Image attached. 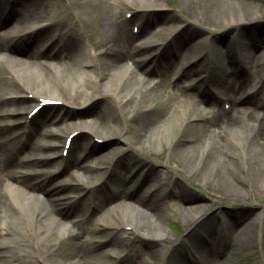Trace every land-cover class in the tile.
Instances as JSON below:
<instances>
[{
	"label": "bare ground",
	"instance_id": "bare-ground-1",
	"mask_svg": "<svg viewBox=\"0 0 264 264\" xmlns=\"http://www.w3.org/2000/svg\"><path fill=\"white\" fill-rule=\"evenodd\" d=\"M165 7V0H0V264H143L145 257L181 264L182 247L193 251L199 264H225L218 259L221 253L236 256L245 249L260 252L264 264L263 213L236 233L237 222L219 214L206 216V204L184 205L177 218L189 227L175 237L165 223V187L183 185V179L164 171L156 177L139 167L142 161L128 159L148 155L151 143L161 147V140L175 130L161 162L164 167L189 176L226 202L249 205L251 197L264 192V94L257 96L264 90V32L248 34L250 48L241 38L246 23L263 17L264 0H181L179 12L188 16L189 26L205 33L196 40L184 19L166 32L150 18L153 9ZM6 23L10 25L2 28ZM218 29L232 35L226 67L209 55L212 47L220 51L215 46ZM196 41L204 49L199 55L193 52ZM29 42L44 49L26 51ZM254 45L261 46L259 54ZM162 46L170 48L163 55L171 67L150 83L147 77L157 70L150 69L148 61H161L162 53L157 59V52ZM205 59L210 64L207 80L221 74V79L235 81L228 87L222 80H211L222 90L223 105L210 115L203 107L188 109L182 101L166 98L164 91L169 85L180 90L191 85L181 79L183 63ZM129 63L134 65L131 71ZM236 66L243 75L236 73ZM200 83L193 85L201 88ZM203 92L207 104L216 99V93ZM160 98L166 99L164 105L158 103ZM42 100L57 102L56 113L42 114V108L29 117ZM76 115L85 117L76 120ZM76 132L65 157L66 140ZM97 137L116 144L93 157L103 162L97 164L100 173L80 165ZM57 163L82 169L68 173L70 184H83L73 194H59L66 185L53 181L58 168L46 171ZM109 173L115 177L111 185L126 191L127 203L116 204L107 196L110 208L105 210L101 202L88 199L91 212L72 220L75 208L87 200L79 198L80 193L107 183ZM133 205L150 212H139ZM94 210L102 213L99 222L93 220ZM218 220L225 232L216 228ZM117 234L119 241L113 242ZM165 242L174 244L171 251L162 246ZM149 243L158 247L142 249Z\"/></svg>",
	"mask_w": 264,
	"mask_h": 264
},
{
	"label": "rangeland",
	"instance_id": "rangeland-1",
	"mask_svg": "<svg viewBox=\"0 0 264 264\" xmlns=\"http://www.w3.org/2000/svg\"><path fill=\"white\" fill-rule=\"evenodd\" d=\"M254 2H259L261 0H251ZM167 7L165 8H157V9H153L152 12L150 13V18H152L156 24L161 23L162 26L166 27V32H171V28L174 27L179 19H184V21L186 22L185 24L188 25L189 30L193 33V37L194 39H198L201 38L205 35L204 31L202 28L200 27H195V26H189V18L188 16L185 17V13H181L179 12L180 9V2L181 0H165ZM162 4V3H160ZM264 14V12L262 13V15ZM130 15L128 14V17ZM186 19H185V18ZM188 19V20H187ZM164 23V24H163ZM7 24V23H6ZM4 24V25H6ZM129 25V24H128ZM245 30V34L241 37L244 38V42L245 44H247L246 46H248L247 48L251 47V41L249 40V38L247 37L249 33H251V31L257 29L260 32H264V15L262 18L258 19L256 22H254L253 24L250 23H246L245 27H243ZM130 29V26H129ZM136 31V30H135ZM140 35L136 36V43L139 42L138 40H140ZM138 37V38H137ZM231 33L230 31H228L227 29H218V31L216 32V40H215V46L220 47V51L218 50H214L213 47L210 50V57H211V61L214 58H220L221 62L223 64L224 67H226L227 64V59H226V55L228 53V44L229 42H231ZM30 46H28L26 51L29 50H36L37 52L40 51V49H43L44 47L39 44L37 45L35 42L34 44H32V42H29ZM234 44V43H233ZM193 47V52H195V54L199 55L202 51H204L203 49V45L199 42H195L194 45H192ZM223 47V48H222ZM254 47H256V52L259 54L262 49L261 46L257 47V45H254ZM202 48V49H201ZM58 49V48H56ZM170 51V48L168 47H160V49L158 50L157 54H158V58L159 55L162 53V57L160 58L161 61L159 62H154L153 60L148 61V66L149 64H151L149 66V68H153L157 70V74H152L150 75V77H147L148 81L150 83H156L157 81H159L160 79L163 78V76H161L160 72L167 70L169 67H171L170 65V61L171 60H167V58H165V56L163 55V52L166 51ZM242 50H238V53H241ZM244 51H247V49H244L242 53H244ZM237 52V51H236ZM183 69L180 70V75L183 73L185 78H181L183 80H188L189 81V86H185L183 87V89H178L176 87H173L172 85H169L167 87L164 88L165 96L166 98L172 97L175 98L176 100H180L183 103V106H185L188 109H193V107H203L201 109H203L204 113H208L209 115L211 113L216 112L223 104L221 103L223 101V96L221 94V88H218L217 86H214L211 82V80L214 78L215 81L222 80L223 85L228 86V87H232L234 85V80L229 77L226 76L223 79H221V74L216 75L215 77H211L210 80H207L208 74H205V70L207 68L208 72L210 69V64L209 62H207V60H203L201 62H189V63H183ZM134 65L129 63V70H133ZM231 72H233V69H229ZM236 73L241 76L243 75L244 71L240 66H236L235 68ZM234 70V71H235ZM211 71V70H210ZM210 77V76H209ZM238 80H241L240 77L237 78ZM174 80V79H173ZM264 81V78H263ZM196 82H201L200 84L202 85L201 88H199V86H194L193 84ZM207 87V88H206ZM206 88V89H203ZM220 89V90H219ZM212 91L214 93H216V99H213L212 102H210L209 104L205 103L203 101V91ZM84 91V90H83ZM261 94H264V90L260 91L257 96L259 97ZM264 97V95H263ZM22 100L24 98L19 97V100ZM108 101H112V97L108 96L107 97ZM165 98H160L158 103L160 105H164L165 104ZM221 101V102H219ZM58 103L55 104H51L49 106H47L44 111L42 112V114H47L49 112H52L54 115L57 111V108L54 106ZM260 104V103H259ZM258 104V105H259ZM10 105H15V102H13ZM226 106H228V104H226ZM11 107V106H10ZM260 110V108H259ZM261 113H264V109L261 110ZM131 113H126V115H129ZM85 117V116H84ZM82 115H76L75 118L77 119H82L84 118ZM136 123L137 122H133V127L136 128ZM96 124H98L96 122ZM44 131V129H43ZM42 132V131H41ZM88 133H91L88 131ZM176 131L172 130L168 139H171L170 137L175 135ZM188 134V133H187ZM129 135V134H128ZM6 136V134H5ZM83 136L78 137V142H82L83 141ZM186 137L185 135H182L179 137V140H184ZM9 137H6V139H8ZM167 138V137H166ZM40 140L45 141L46 139L44 138V136H41L39 138ZM168 139H162L161 140V147H155V145L153 143L150 144V148H149V154L148 155H144V157L139 156V155H135L132 154V156H130L128 159H138L139 162L142 161V164L139 166L140 168H144V172L145 173H149L151 175H155L157 177V174H159L161 171H164L165 174L171 176V177H175V176H179L180 178L183 179V185H180L178 183H174L175 186H171V185H167L166 188V192H168L167 196L164 198L165 203H164V213L167 216V220L165 221L166 225L170 228L171 234H173L175 237H181L186 233V229H188V225L187 224H183L184 222L182 221V219L177 218V215L180 213V211L182 209H184V205H189V204H193V205H198V204H206L205 206L207 211H206V216H215L216 214L219 215H224L225 219H229V220H233L236 221L237 224L234 227V231L236 233L241 232L242 230H244L245 228V223L241 224L242 221L244 220L245 217L247 216H251L252 213H263L264 215V192H257L255 194V196H253V193L251 190H247L248 191V196H253L251 197V204L249 205H244V204H240V203H230V202H226L223 199L217 198L216 197V192H214L213 190H206V188L202 185H200L198 182L196 181H191V179L189 178V176H187L186 178H183L181 175L177 174L174 170L169 169L167 167H164L163 164L161 162L165 161L167 158V152H168V147H169V140ZM94 145L91 146V152H90V156H88L87 158H85L84 160H80V165L82 166H86V167H90L92 170L96 171V168L98 167L97 164L101 163L103 164L102 160H99L98 158H93L96 155L98 156L99 154H103V152H109V149L113 146H115V142L114 141H110L106 143V140H102L101 138H96V142H93ZM182 143V142H181ZM76 145V144H75ZM121 145V144H119ZM147 146V145H146ZM94 148V149H93ZM77 155L79 157H81L80 153L78 152V150L76 151ZM108 154V153H107ZM117 152L115 154L109 153L108 158L112 159L114 155H116ZM64 156H67V153H64ZM77 157V156H76ZM124 161V160H122ZM185 162V161H184ZM67 163H62L60 166H58L57 164H51V166L48 167V169H46L47 172H51V169H54L55 167L58 168V172L59 174L55 175L53 181L54 183L57 182V184H64L66 185L65 188H62L61 192L59 194H63L64 193H72V191L76 190L75 188H77L76 186L78 185H83L80 183H76V184H70L68 181V173L70 172H82V169L80 168H76L73 167L71 170L68 166H66ZM187 165H189L188 163H186ZM56 165V166H55ZM122 165V164H120ZM53 166V167H52ZM58 166V167H57ZM105 166V165H104ZM124 167V166H121ZM36 168V167H34ZM179 168H181L179 166ZM100 171H102L101 169H98L96 172L100 173ZM124 173V171H123ZM114 174V173H113ZM111 173H109V175L106 177H108V181L107 183H102L101 185H96L93 189L92 187L89 188L86 191H82L80 193V197L82 199H87L85 204L82 206H78V208L74 210V212L71 214L72 220H80L82 217H86L90 211L92 210L90 207H88V199H91L93 201H98L101 202L105 208V210H108L110 208V205L105 202V198L108 196L110 197H114L115 203L119 204V205H123V203H127V195H126V191L124 192H119V190L116 188V186L114 184L111 185L110 181L111 179L115 178L112 176H110ZM112 177V178H110ZM159 177V175H158ZM158 179V178H157ZM151 182V181H150ZM147 182V185L150 183ZM13 187H15V184L12 182H9ZM53 183V182H52ZM69 184V185H68ZM89 187V186H87ZM145 188V186H143V189ZM124 191V190H123ZM66 198V196H65ZM68 198V197H67ZM69 200V199H67ZM132 207L136 208L139 212H150V210L138 207L136 205H133ZM144 209V210H143ZM95 211V210H94ZM101 211H95V217H94V221L95 222H99L101 219ZM253 218V217H251ZM249 218L248 219V227L249 228L251 225H253V220ZM73 222H70V225H72ZM77 226V225H76ZM215 226L221 231V232H225V227L219 223H216ZM222 226V227H221ZM78 227V226H77ZM261 232L262 234H264V220L263 223L261 225ZM131 235V234H130ZM91 239L94 241L96 240V238L93 236L91 237ZM113 242H118L119 241V234L115 235L112 238ZM162 246L167 247V249L169 251H171V249L174 247V244L172 242H165L164 244H162ZM142 249L146 250V251H152L154 249H156L158 246L156 244L153 243H149V244H145L144 247L141 246ZM186 250V251H185ZM183 258H184V262H182L181 264H199L196 263V258H195V254L193 251L185 249L182 247L181 252H183ZM215 252H218V250H216ZM219 253V252H218ZM219 261L222 263V261H224L225 264H263L262 263V254L260 252H258L256 249H245V250H240L238 252V254L236 256H234V254L224 251L223 253H221L218 256ZM63 259H58V262L62 261ZM143 264H162V260L161 258H150V257H145L141 259Z\"/></svg>",
	"mask_w": 264,
	"mask_h": 264
}]
</instances>
